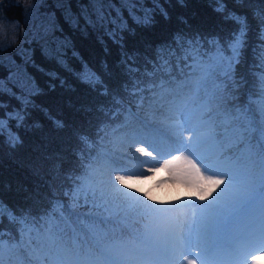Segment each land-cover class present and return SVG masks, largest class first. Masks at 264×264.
Returning a JSON list of instances; mask_svg holds the SVG:
<instances>
[{
	"label": "snow or ice",
	"instance_id": "snow-or-ice-1",
	"mask_svg": "<svg viewBox=\"0 0 264 264\" xmlns=\"http://www.w3.org/2000/svg\"><path fill=\"white\" fill-rule=\"evenodd\" d=\"M150 3L151 8L146 0H87L78 3V14L71 11L68 0H56V7L63 10L65 22L74 30L86 33L91 29L101 37L108 36L122 49L121 63L127 77L120 85L122 92L110 90L83 61L76 72L80 82L94 90L101 89V95L110 97L111 106H101L97 112L107 116L114 109L124 108L125 96L136 98L137 107L147 102L150 108L161 111L163 120H142L141 127L128 133L137 143L132 155L152 158L142 163H156L159 156L179 152L165 159L160 168L148 171H166L169 180L186 186L187 195L207 203L196 206L191 221L175 210L192 201L166 208L158 203L149 204L144 197L152 201H158V197L132 183L138 178L121 174L132 169L118 167L119 142H115L111 152L89 155L87 164L82 158L81 174L76 175L74 170L67 177L69 191H61L60 195L68 197L71 204H61L56 193H51L59 222L49 218L41 225L43 218H34L30 212L17 215L0 200V221L7 216L29 233L28 246L35 254L33 264H177L181 256L187 264H197V259L200 264H260L264 260V2L249 0L261 41L253 49L255 71L250 74V82L238 74L236 66L241 63L252 26L246 15L230 10L225 0H214V10L237 26L227 39L208 40L202 34L181 31L171 43L149 48L143 55L123 51L124 33L134 31L129 20L132 25L146 26L157 12L168 18L160 0ZM233 3L245 6V0ZM58 31L63 29L52 13L40 36L44 40L42 50L67 70L66 53L62 50L68 44L66 39L55 36ZM49 36L50 41L46 39ZM38 92L34 81L29 83L14 75L0 79V96L7 95L19 105L8 111V106L0 103V109H4L0 115V136L10 147L21 143L12 129L25 126L29 108L35 107L32 97ZM45 115L57 128L64 127L50 113ZM77 135L82 151L92 148L87 135ZM224 142L243 148L239 154L228 156L221 147ZM85 191L92 193L95 212L77 211ZM115 198L139 210L145 221L143 233L131 238H109L100 227L105 222L109 200ZM84 203H88L87 198ZM60 209L67 211L68 216ZM83 216L88 220L81 219ZM30 224L34 227H28ZM3 236L0 231V264H13L11 253L17 244L6 245ZM193 246L199 249L197 259H188L184 253L191 254ZM5 248L9 253L7 259Z\"/></svg>",
	"mask_w": 264,
	"mask_h": 264
},
{
	"label": "trees",
	"instance_id": "trees-1",
	"mask_svg": "<svg viewBox=\"0 0 264 264\" xmlns=\"http://www.w3.org/2000/svg\"><path fill=\"white\" fill-rule=\"evenodd\" d=\"M225 2L230 10L246 15L252 26L246 46L242 50L241 63L236 66L238 74H242L250 82V74L255 71L253 49L261 43L257 37L256 21L253 19L249 0H245L243 7L236 6L233 0ZM261 2L264 0H251V3ZM68 3L71 11L78 14V3H87V0H68ZM160 3L168 12V18L157 12L152 23L146 26L132 25L129 20L134 31L124 33L123 51H127L129 55H143L149 48L171 43L174 35L181 31L202 34L208 40L227 39L237 27L214 10V0H183V3L180 0H160ZM31 4L30 0H0L1 23L4 20L5 23L16 22L15 29H30L28 37L22 40L20 47L7 58L0 60V79L7 80L9 75H14L18 79L29 80V83L34 81L39 90L32 97L35 107L29 108L25 126L19 129L13 126L12 130L19 135L21 143L10 147L5 138L0 136V200L15 210L17 215L30 212L34 218H43L39 221L42 225L49 218L59 222L58 213L54 214L56 201L51 193H56L61 204L72 203L60 193L69 191L70 181L67 177L74 170L76 175L81 174L79 165L82 158L83 163L87 164L89 155L96 157L106 151L111 152L115 142H119L118 167L122 163L131 164L126 158H136L130 152L135 141L128 133L142 126L140 119L157 121L164 114L150 108L147 102L143 107H137L136 98L128 96L124 97V108L114 109L107 116L97 112L101 106H111L110 97L101 95V89L94 90L80 82L76 72L83 61L101 76L110 90L122 92L120 85L127 80L121 63L122 49L108 36L101 37L91 29L86 33L74 30L65 22L63 10L56 7V0H39ZM146 5L152 7L150 0H146ZM52 13L55 14L56 23L63 29V32H56L55 36L61 40L66 39L68 44L62 50L66 53L64 59L67 70L56 60L46 56L42 50L44 40L40 36L44 27L49 24ZM21 36L15 33L10 41H6L0 31V47H3V51L11 49L12 45L20 41ZM46 39L50 41L51 36ZM0 103L7 105L8 111L19 107L18 102L7 95L0 96ZM3 111L4 109H0V115ZM45 112L62 121L64 127L57 128ZM77 133L89 137L91 149L82 151L83 146ZM238 146L240 145L234 144L229 149ZM108 191L111 192V186H108ZM85 198L88 203H84ZM147 202L159 203L152 200ZM80 203L81 207L77 211L95 212L91 192H83ZM126 206V202L119 198L109 200V210L104 213L105 222L100 225L109 234V238H127L126 226L135 225L134 219H141L138 209H127ZM59 211L68 216L64 209ZM81 219L87 221L88 217L83 216ZM28 227L34 226L30 224ZM0 231L4 233L6 245L17 244V249L11 253L13 264H21L24 259L33 258L34 253L28 246L29 233L23 230L20 223L11 222L5 216L0 221ZM8 255L5 248V259Z\"/></svg>",
	"mask_w": 264,
	"mask_h": 264
},
{
	"label": "rangeland",
	"instance_id": "rangeland-1",
	"mask_svg": "<svg viewBox=\"0 0 264 264\" xmlns=\"http://www.w3.org/2000/svg\"><path fill=\"white\" fill-rule=\"evenodd\" d=\"M39 0H30L31 5L37 3ZM1 15V13H0ZM16 27V22H10L5 23V20L1 23L0 22V31L1 34L5 37L6 41H10L11 37L16 33V35H22L20 38V41L17 42L16 44L12 45L11 49L1 51L0 52V60L7 58L14 50H17L18 47H20V44L22 40H24L26 37H28L30 33L29 28H21L18 26L20 29H15ZM17 28V27H16ZM22 29H23V34H22ZM15 31V33H13ZM27 33V35H25ZM164 119L160 118L157 122H160L161 120ZM135 145L137 146V143L135 142ZM230 145L228 142H224L223 145H221L222 149H224L225 146ZM135 146V147H136ZM135 147L131 149V152L135 150ZM151 151V149H149ZM179 152H173L172 155H162L158 157V162L156 163H142V161H135L134 167L129 168L132 169L131 171H125L122 172L121 174L126 175V176H133L138 179H134L132 183H134L137 187L143 189L145 191L149 186L155 185L154 189H151V194L153 196L158 197V201L164 202L165 207H169L170 204L172 205H177L178 203L182 204L184 201H192L193 203L185 205L183 208L176 209L175 211L177 213H184L186 216V219L188 221H191L192 216L191 213L192 211L196 208L197 205L205 204L207 201H200L196 199L194 196H189L187 195V189L186 186H178L176 185L173 181L169 180L167 178V172L166 171H160V172H149V168H160L161 165L163 164L165 159H171L173 155H179ZM132 160V159H131ZM151 157H146L144 156L143 161H151ZM163 180V183H160V181ZM119 187H124V186H119ZM125 191H131V189L125 188ZM135 195L139 196L141 193H135ZM179 196V199H173L174 197ZM145 200H149L148 198H145ZM127 209L128 206H126ZM125 208V209H126ZM195 228V225H193ZM191 254L188 252H185L184 255H188V259H197L196 253L199 251V249L195 246L191 248ZM258 254V253H257ZM26 264V263H23ZM177 264H187L186 260H183V257L181 256L179 258V261ZM197 264H200L199 259H197ZM260 264H264V260L260 261Z\"/></svg>",
	"mask_w": 264,
	"mask_h": 264
}]
</instances>
